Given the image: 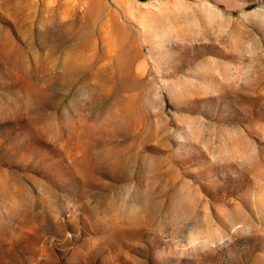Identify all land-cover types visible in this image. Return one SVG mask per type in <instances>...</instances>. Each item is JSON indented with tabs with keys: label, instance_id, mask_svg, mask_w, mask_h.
I'll return each mask as SVG.
<instances>
[{
	"label": "rangeland",
	"instance_id": "1",
	"mask_svg": "<svg viewBox=\"0 0 264 264\" xmlns=\"http://www.w3.org/2000/svg\"><path fill=\"white\" fill-rule=\"evenodd\" d=\"M0 264H264V0H0Z\"/></svg>",
	"mask_w": 264,
	"mask_h": 264
}]
</instances>
